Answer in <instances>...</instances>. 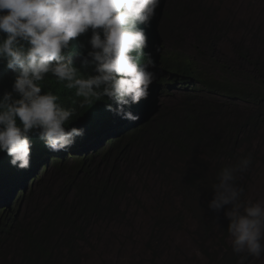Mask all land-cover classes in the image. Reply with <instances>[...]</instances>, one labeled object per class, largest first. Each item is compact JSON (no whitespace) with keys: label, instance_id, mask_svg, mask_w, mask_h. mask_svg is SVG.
<instances>
[{"label":"clouds","instance_id":"1","mask_svg":"<svg viewBox=\"0 0 264 264\" xmlns=\"http://www.w3.org/2000/svg\"><path fill=\"white\" fill-rule=\"evenodd\" d=\"M166 1L0 0V220L20 215L18 200L55 164L96 155L156 116L168 87L197 92L198 62L160 32ZM251 164L248 154L222 167L208 203L228 206L239 264L264 254V204L244 202L237 183Z\"/></svg>","mask_w":264,"mask_h":264},{"label":"trees","instance_id":"2","mask_svg":"<svg viewBox=\"0 0 264 264\" xmlns=\"http://www.w3.org/2000/svg\"><path fill=\"white\" fill-rule=\"evenodd\" d=\"M214 12L196 0H167L160 32L166 45L181 53L190 32L189 38L196 42L191 55L200 70L197 91L253 102L256 110L241 119L225 121L220 117L218 102L184 93L175 104L163 105L156 116L98 154L55 164L53 176H62L57 190L46 180L41 187L45 201L31 203L30 197L22 214H3L10 218L0 220V264H83L91 221L112 219L118 214L119 198L131 191L127 169L139 159L156 168L164 186L154 213V233L146 244L151 253L157 251L156 231L180 221L181 208L192 218L195 237L208 261L219 258L225 264H236L239 255L232 250L224 217L228 206L216 212L208 208V203L222 167L248 154L252 162L255 160L246 141L258 123L264 124V62L244 49L240 56L257 71L253 81L231 76L224 65L216 75L210 73L208 64L201 60H216L220 27ZM247 142L251 144L252 139ZM247 172L237 181L243 188ZM244 194L245 189L242 197Z\"/></svg>","mask_w":264,"mask_h":264},{"label":"rangeland","instance_id":"3","mask_svg":"<svg viewBox=\"0 0 264 264\" xmlns=\"http://www.w3.org/2000/svg\"><path fill=\"white\" fill-rule=\"evenodd\" d=\"M196 2L215 11L213 18L218 23L217 27H220L215 47L216 60L212 63L211 60L203 59L201 62L208 64V71L214 75L219 73V66L224 65L231 76L253 81L257 77V71L250 62L240 56V52L247 49L250 55L264 62V0H196ZM189 36L190 32L187 33L181 47L191 54L196 42ZM194 94L209 97L214 103L218 102L221 107L220 117L225 121L233 120L234 117L241 119L257 108L253 102L205 91H197ZM181 96L179 90L168 87L160 94L158 100L160 106H170ZM249 133L251 136L247 141L252 139V142L250 144L246 141V146L255 153V160L247 172L248 176L243 178L245 194L242 200L264 204L263 122L258 123ZM126 177L131 191L119 198L118 214L112 219L91 221L87 231L89 243L84 253L83 264H225L219 258L215 259L217 261L209 262L203 255L194 234L195 224L186 210L181 208H178V211H181L180 221L156 231L157 251L153 255L146 244L154 233V224L157 222L154 213L160 205L159 197L164 189L161 175L155 167H150L145 160L139 159L132 163V168L127 169ZM46 180H49L47 183L53 190H57L62 176L59 174L53 176V170H48L32 188L27 190L26 195L18 200L15 205L17 212L22 214L30 197L31 203L37 200L45 201L41 187ZM239 260L240 257L236 264H239ZM245 264H264V254L259 259L249 258Z\"/></svg>","mask_w":264,"mask_h":264},{"label":"bare ground","instance_id":"4","mask_svg":"<svg viewBox=\"0 0 264 264\" xmlns=\"http://www.w3.org/2000/svg\"><path fill=\"white\" fill-rule=\"evenodd\" d=\"M107 129H109V128H107ZM107 129H105V130H107ZM104 133H107V131H104ZM97 135H99V133L97 134ZM107 135V134H106ZM97 137V136H96ZM86 139V138H85ZM85 139H82V140H85Z\"/></svg>","mask_w":264,"mask_h":264}]
</instances>
